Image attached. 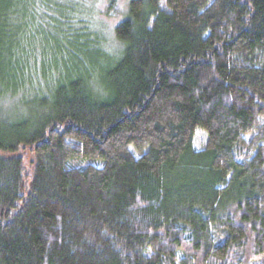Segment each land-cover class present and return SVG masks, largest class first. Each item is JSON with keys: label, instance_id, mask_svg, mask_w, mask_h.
I'll use <instances>...</instances> for the list:
<instances>
[{"label": "trees", "instance_id": "1", "mask_svg": "<svg viewBox=\"0 0 264 264\" xmlns=\"http://www.w3.org/2000/svg\"><path fill=\"white\" fill-rule=\"evenodd\" d=\"M261 259L264 0H0V264Z\"/></svg>", "mask_w": 264, "mask_h": 264}, {"label": "rangeland", "instance_id": "2", "mask_svg": "<svg viewBox=\"0 0 264 264\" xmlns=\"http://www.w3.org/2000/svg\"><path fill=\"white\" fill-rule=\"evenodd\" d=\"M127 1L128 0H118L119 2V7L120 8H123V10L126 8V5H127ZM117 22V19L116 18H109V19H106V22H102V26L104 27L103 29L110 34V29H111V26L113 24H115ZM206 143H207V135L205 134V132H203L202 130L198 129L194 135V138H193V143H192V146H193V150L194 151H202L205 149L206 147ZM130 151L132 152V154L134 155L135 158H139L133 149H130ZM87 164V162L85 161H82V162H75V163H72L71 164V167L74 166V167H83ZM263 261V259H261L260 261L256 262L255 264H259Z\"/></svg>", "mask_w": 264, "mask_h": 264}]
</instances>
